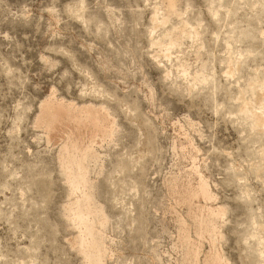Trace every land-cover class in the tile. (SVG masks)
<instances>
[{
    "label": "rangeland",
    "instance_id": "obj_1",
    "mask_svg": "<svg viewBox=\"0 0 264 264\" xmlns=\"http://www.w3.org/2000/svg\"><path fill=\"white\" fill-rule=\"evenodd\" d=\"M0 264H264V0H0Z\"/></svg>",
    "mask_w": 264,
    "mask_h": 264
}]
</instances>
